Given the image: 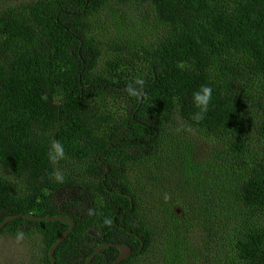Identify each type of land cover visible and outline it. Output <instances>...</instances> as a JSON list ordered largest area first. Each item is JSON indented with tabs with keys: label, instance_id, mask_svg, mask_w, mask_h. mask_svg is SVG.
<instances>
[{
	"label": "trees",
	"instance_id": "obj_1",
	"mask_svg": "<svg viewBox=\"0 0 264 264\" xmlns=\"http://www.w3.org/2000/svg\"><path fill=\"white\" fill-rule=\"evenodd\" d=\"M137 79L144 85L132 96ZM202 85L212 101L195 122L191 97ZM195 132L215 143L207 160L195 157ZM53 141L65 152L55 166ZM57 168L63 183L51 178ZM175 168L193 188L210 178L203 209L223 264H264V0L0 8V224L17 216L0 235L41 238V264H86L105 243L131 248L120 264L144 255L195 264L201 248L186 231L202 211L180 215L158 183ZM58 217L74 228L52 260L71 227ZM119 256L107 246L89 264Z\"/></svg>",
	"mask_w": 264,
	"mask_h": 264
},
{
	"label": "rangeland",
	"instance_id": "obj_2",
	"mask_svg": "<svg viewBox=\"0 0 264 264\" xmlns=\"http://www.w3.org/2000/svg\"><path fill=\"white\" fill-rule=\"evenodd\" d=\"M22 1L25 0H5L0 4V8L16 5ZM192 138L194 140L195 157L207 160L210 149L215 146V143L196 132L195 137ZM175 171H169L165 177L159 178L158 183L166 188L167 194H172L174 198L179 199L180 205L177 210L180 215H183L186 206L190 207V205H193L196 213L202 211L200 217H197V214L192 215L186 231L192 239V244L201 248L200 258L194 259L195 264H204L203 261L205 260H210L209 264H223L225 262L223 258L225 252L216 248L218 236L216 234L212 235L211 231L208 230L203 209V206H208L209 193L213 187L208 183L210 178L207 177L204 183L193 188L183 172L177 169ZM146 181L149 183L156 182L150 177L146 178ZM212 225H214V222ZM44 250L43 241L35 234L22 238L10 234L0 235V264H41ZM155 259V256L144 255L140 257L138 264H156ZM160 263L167 264L165 261Z\"/></svg>",
	"mask_w": 264,
	"mask_h": 264
},
{
	"label": "clouds",
	"instance_id": "obj_3",
	"mask_svg": "<svg viewBox=\"0 0 264 264\" xmlns=\"http://www.w3.org/2000/svg\"><path fill=\"white\" fill-rule=\"evenodd\" d=\"M135 85L139 87L129 86L128 88V92L132 96H138L140 94L144 85V81L142 79H137L135 81ZM212 94H213V89L211 86L208 85H202L198 90L192 93L191 103L195 109V111L191 116V119L193 121L201 122L205 119L209 110V105L211 104L212 101ZM64 157H65V152L63 145L58 141L51 142L47 151V159L50 162V164L54 166L58 165L59 162L64 159ZM51 178L57 183H63L65 176L64 173L57 168L52 173ZM105 223L110 225L111 220L107 219L105 220ZM18 238H22V234H19Z\"/></svg>",
	"mask_w": 264,
	"mask_h": 264
},
{
	"label": "water",
	"instance_id": "obj_4",
	"mask_svg": "<svg viewBox=\"0 0 264 264\" xmlns=\"http://www.w3.org/2000/svg\"><path fill=\"white\" fill-rule=\"evenodd\" d=\"M15 217H17V216L16 215L9 216L3 223L0 224V230L9 221L14 219ZM25 217L31 218V219H36V220H44V219L52 220V219H56V218H53V217L44 218V217L33 216V215H26ZM57 219L70 222L71 223V227L60 237V239L50 249V257H51L52 260H53V253H54V250L56 249V247L68 236L69 232L74 228V221L71 218L58 217ZM107 246H116V247H118L120 249V256L114 261L113 264H120L123 260L127 259L133 252L130 247L124 246L123 244L105 243V244L100 245L96 249V251L87 259L86 264H89L93 260V258Z\"/></svg>",
	"mask_w": 264,
	"mask_h": 264
}]
</instances>
